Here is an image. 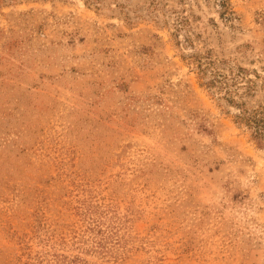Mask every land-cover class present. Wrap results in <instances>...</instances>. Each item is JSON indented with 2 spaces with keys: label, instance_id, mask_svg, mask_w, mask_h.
<instances>
[{
  "label": "rangeland",
  "instance_id": "obj_1",
  "mask_svg": "<svg viewBox=\"0 0 264 264\" xmlns=\"http://www.w3.org/2000/svg\"><path fill=\"white\" fill-rule=\"evenodd\" d=\"M236 103L264 0H0V264H264Z\"/></svg>",
  "mask_w": 264,
  "mask_h": 264
},
{
  "label": "trees",
  "instance_id": "obj_2",
  "mask_svg": "<svg viewBox=\"0 0 264 264\" xmlns=\"http://www.w3.org/2000/svg\"><path fill=\"white\" fill-rule=\"evenodd\" d=\"M227 0H222V4H225ZM226 77L220 72H215L212 79H210L207 84L210 87H219L226 88L229 83L225 80ZM228 92V91H227ZM228 98V97H227ZM230 101L235 102L233 99ZM237 106L239 103H236ZM239 114L237 115L238 119L251 127L254 131V134L259 139H262L264 136V115L260 111L254 110L253 112L249 111L245 105H239Z\"/></svg>",
  "mask_w": 264,
  "mask_h": 264
}]
</instances>
